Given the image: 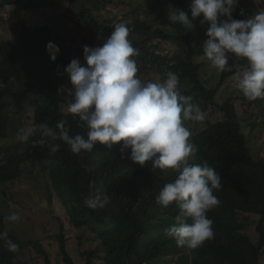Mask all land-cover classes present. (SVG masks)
Returning a JSON list of instances; mask_svg holds the SVG:
<instances>
[{
  "label": "trees",
  "instance_id": "obj_1",
  "mask_svg": "<svg viewBox=\"0 0 264 264\" xmlns=\"http://www.w3.org/2000/svg\"><path fill=\"white\" fill-rule=\"evenodd\" d=\"M75 1L69 0V7L49 17L45 25L28 26L19 21L15 31L16 34L19 31L18 38L15 34L13 39L0 42V113L5 109L1 103L4 86L14 84L20 89L21 96L30 100L31 126L47 123L55 129L58 122L64 121L71 136L81 134L86 138L87 127L63 108L66 103L63 86L70 81L64 69L74 58L86 65L83 47H102L114 28L87 15L90 10L84 6L76 10ZM145 1L148 20L137 19L127 25L129 39L139 50L136 57L138 76L144 80V73L150 72L163 81L168 72L176 73L182 94L193 97L204 113L211 111L192 131L191 141L197 145L198 152L191 162L201 165L207 162L221 175L222 187L214 191L220 204L208 213V218L213 221L214 237L195 250L178 247L166 231L175 223L178 209L173 205L162 210L156 203L160 190L173 182L177 173L153 169L151 162L145 166L133 162L131 150L121 154L120 144L108 148L97 143L91 153L76 155L60 141V150L50 154L47 148L33 147L30 140L24 143V153L42 174L49 176L66 209L70 226L76 230H89L100 242L97 249L82 253L86 264H94L95 260L104 264H157L169 258H174V264H260L264 252V158H256L251 153L235 100L228 98L222 103L217 100L224 84L247 67V63L230 54L232 71L221 72L218 85L208 89L202 79L204 64L197 63L195 56L197 48L203 49L209 23L202 24L201 16L194 21L195 29L185 33L181 25L172 24L168 19V10L169 7L178 8L190 16L191 0ZM96 2L93 8L101 10L117 5L120 0ZM38 5L36 0H0V11L11 7L20 20ZM261 6L264 7V0ZM240 11L238 6L233 13L235 19L251 16L249 10H244L243 16ZM66 20L85 34L79 52L68 44L64 29ZM88 28L90 32H86ZM48 42L60 48L54 62L46 50ZM161 43H171L177 50L173 54H164L160 51ZM238 99L249 108H259L264 117V99L250 102L240 92ZM216 114L221 118L215 117ZM24 145L19 144L18 148ZM2 154L0 149V184H7L3 161H15L21 154L9 150L4 153V158ZM98 188L111 197V202L103 209L92 210L84 201ZM245 215L259 216L256 226L259 240L252 244L249 261H241L233 254L235 246L248 241L243 234L245 224L240 221ZM6 216L0 209V233L7 231V238L18 244L21 251L28 241L21 240L7 228ZM82 239V236L78 237L80 242ZM57 240L65 264H76L68 251L70 238L63 222H60ZM18 252L9 251L5 241L0 240V261L8 260ZM45 264H52L47 254Z\"/></svg>",
  "mask_w": 264,
  "mask_h": 264
},
{
  "label": "clouds",
  "instance_id": "obj_2",
  "mask_svg": "<svg viewBox=\"0 0 264 264\" xmlns=\"http://www.w3.org/2000/svg\"><path fill=\"white\" fill-rule=\"evenodd\" d=\"M239 3L240 0H191L190 16L169 7L168 19L187 33L203 16L201 23L210 25L203 56L219 72L232 71L230 54L245 60L247 67L235 75L234 88L251 102L264 99V10L238 20L233 13ZM240 15H245L243 9ZM113 28L102 47H83L86 65L74 58L64 69L72 85L64 88L71 97L67 111L87 127L86 138L81 134L71 136L65 122L60 121L55 129L47 123L21 127L17 139L24 143L31 140L33 147L47 148L50 154L60 150V141L76 155L91 153L97 143L108 148L120 144L121 154L131 150L133 162L141 166L151 162L153 169L177 173V178L160 190L156 203L162 210L173 205L178 209L175 223L166 230L177 246L198 249L214 237L208 213L219 206L214 191L222 187L221 175L215 168L207 162H191L198 147L191 141L187 122H203L205 113L193 97L182 94L176 73L168 72L162 82L142 80L136 59L139 50L129 39L130 29L123 22ZM46 50L54 62L59 46L48 42ZM84 202L92 210L103 209L111 197L98 188ZM20 219L17 212L5 217L6 222ZM7 237V231L0 233L7 249L18 252L19 245Z\"/></svg>",
  "mask_w": 264,
  "mask_h": 264
},
{
  "label": "rangeland",
  "instance_id": "obj_3",
  "mask_svg": "<svg viewBox=\"0 0 264 264\" xmlns=\"http://www.w3.org/2000/svg\"><path fill=\"white\" fill-rule=\"evenodd\" d=\"M39 5L36 10L27 11L22 19H18L11 7L0 11V42L10 40L15 37L18 22H24L28 26H42L47 23V19L53 15L64 12L69 7V0H36ZM78 10L84 6L90 10V14L100 24L113 26L117 23L133 24L137 19H147V4L145 0H120L117 5H109L101 10L93 8L96 0L75 1ZM74 2V3H75ZM262 0H240L239 8L249 10L251 16L257 11L264 10L261 6ZM64 29L68 44L76 52L82 48V37L85 34L80 32L76 25L66 20ZM88 28L86 32H90ZM17 32L16 36L18 38ZM16 38V39H17ZM177 48L171 43H161L160 51L164 54H173ZM195 60L204 64L202 68V79L208 89L215 88L219 81L221 72L211 66L210 61L203 56V49L196 50ZM246 68V67H245ZM242 68L238 73L242 72ZM145 81H161V78L154 73L145 72ZM235 77V76H234ZM234 77L230 78L220 89L217 97L222 103L228 98H233L237 111L242 120V129L248 139V147L256 158H264V117L263 112L256 107L249 108L238 99L239 91L234 88ZM71 88V82L63 86V96L66 101L64 110L67 111L71 97L64 92V88ZM5 95L1 103L5 106L0 113V149L4 153L9 150L11 153L21 154L19 159L3 161V172L7 178V184H0V209L5 215L17 212L21 219L17 222H7V228L14 231L21 240L28 241L27 245L0 264H45V254H47L52 264H65L60 252L57 235L60 233V222L65 224L66 235L70 238L68 251L76 264H86L82 253L92 251L100 246V242L89 230H76L69 224L66 209L58 198L52 187V182L48 175L42 174L35 163L27 157L24 142L17 139L18 130L21 127L32 125V108L30 100L21 96V91L14 84L4 86ZM21 110V111H19ZM209 112H211L209 110ZM208 111L205 116L208 115ZM215 117H220L216 114ZM197 123L187 122V127L194 130ZM193 133V132H192ZM19 144H23L18 148ZM51 199V201H50ZM245 224L243 234L248 241L233 248V254L241 261H249L252 244L259 240L256 226L259 216H247L240 218ZM82 236V241L78 237ZM174 258L159 261L157 264H174ZM260 264H264V252L260 258ZM94 264H104L101 260H95Z\"/></svg>",
  "mask_w": 264,
  "mask_h": 264
}]
</instances>
